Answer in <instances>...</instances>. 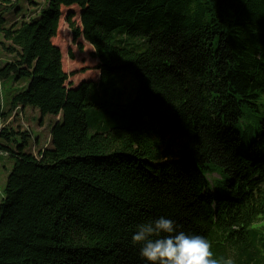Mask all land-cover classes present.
<instances>
[{
    "label": "trees",
    "instance_id": "trees-1",
    "mask_svg": "<svg viewBox=\"0 0 264 264\" xmlns=\"http://www.w3.org/2000/svg\"><path fill=\"white\" fill-rule=\"evenodd\" d=\"M20 1L32 14L8 25ZM74 7L72 41L97 61V80L75 87L90 69L67 73L53 44ZM0 50V83L23 80L0 102V155L14 162L0 264H144L131 235L160 216L223 264H264V0H0ZM122 73L135 98L110 104ZM26 107L55 119L36 155L11 146L30 136L7 124ZM108 107L127 125L90 135L88 111Z\"/></svg>",
    "mask_w": 264,
    "mask_h": 264
},
{
    "label": "rangeland",
    "instance_id": "rangeland-1",
    "mask_svg": "<svg viewBox=\"0 0 264 264\" xmlns=\"http://www.w3.org/2000/svg\"><path fill=\"white\" fill-rule=\"evenodd\" d=\"M18 7L20 11H18L17 15L12 11L6 14L5 17L8 25L21 20L23 17L28 18L31 16L33 10L26 2L20 1ZM68 11H73L75 13L73 20L79 25V10L76 7L62 9V17L60 19L57 37L53 40V44L58 46L61 50L64 70L67 73L76 72L81 69H90L89 72L83 75L78 74L69 79V82L75 87L82 81L97 80V78H95L97 74L95 70L97 61L90 57L93 49L88 44L84 43L81 39H78L76 42L72 41V33L64 22V17ZM78 45L82 46L81 52L78 50ZM68 54L72 55L73 60H69ZM10 59V57L4 55L0 50V63ZM22 81L23 80H17L15 76H12L8 80L0 83V102L4 103V108L7 106L11 96L22 87ZM136 90L137 84L132 77L124 73L118 74L108 90L109 95L112 96L111 99H109L110 104L119 105L123 98L126 100L129 99L128 102H130L135 98ZM14 115L7 121V124L10 123L11 127L15 130L22 131V133L27 131L30 133V136H27L25 140L17 136L15 138L16 143L11 145L12 148H15L16 145H21L25 141L26 145L24 151L28 153L32 152L36 155L40 148L35 144V141L40 144L41 149L49 143V132L55 119L51 116H46L42 119L38 110H34L30 107H26L20 111L18 110ZM41 120L42 125H40ZM127 122L128 112H124L119 108L108 107L103 111L89 110L87 113L88 132L90 135L99 132L101 128L105 127H125ZM13 164L14 162L12 159L3 154L0 155V201L3 198L5 182ZM210 178L212 181H215L218 177L214 175Z\"/></svg>",
    "mask_w": 264,
    "mask_h": 264
},
{
    "label": "clouds",
    "instance_id": "clouds-1",
    "mask_svg": "<svg viewBox=\"0 0 264 264\" xmlns=\"http://www.w3.org/2000/svg\"><path fill=\"white\" fill-rule=\"evenodd\" d=\"M130 243L144 264H223L204 236L186 233L164 216L138 224Z\"/></svg>",
    "mask_w": 264,
    "mask_h": 264
},
{
    "label": "crops",
    "instance_id": "crops-1",
    "mask_svg": "<svg viewBox=\"0 0 264 264\" xmlns=\"http://www.w3.org/2000/svg\"><path fill=\"white\" fill-rule=\"evenodd\" d=\"M37 146H38V148H40V149H41V147H40V144H39V143H37ZM46 146H48V144H47ZM40 149H39V150H40Z\"/></svg>",
    "mask_w": 264,
    "mask_h": 264
}]
</instances>
